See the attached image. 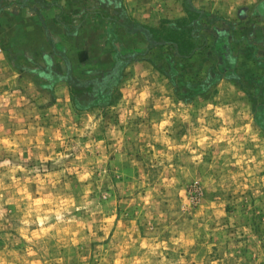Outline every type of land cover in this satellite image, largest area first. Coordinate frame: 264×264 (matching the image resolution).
<instances>
[{
  "label": "clouds",
  "instance_id": "obj_1",
  "mask_svg": "<svg viewBox=\"0 0 264 264\" xmlns=\"http://www.w3.org/2000/svg\"><path fill=\"white\" fill-rule=\"evenodd\" d=\"M117 62L83 97L0 68V264H264V114Z\"/></svg>",
  "mask_w": 264,
  "mask_h": 264
},
{
  "label": "rangeland",
  "instance_id": "obj_2",
  "mask_svg": "<svg viewBox=\"0 0 264 264\" xmlns=\"http://www.w3.org/2000/svg\"><path fill=\"white\" fill-rule=\"evenodd\" d=\"M185 1L49 0L54 4L49 8L38 0H0V68L8 69L6 75L18 72L22 78L39 72L45 78L58 74L66 80L69 66L60 54H67L74 67L73 78L103 81L117 62V50L123 57L144 54L147 43L101 12L159 27L162 20L184 17ZM190 1L232 22L233 30L224 22L215 23L209 30V48L189 61L179 60L171 48L163 47L132 63L150 64L161 77L172 79L184 99L218 85H234L237 94L244 93L241 99L251 105L254 115L264 114V0ZM123 5L126 11H116ZM128 28L134 29L132 25ZM56 49L60 54L52 60L49 53ZM46 55L54 62L52 70Z\"/></svg>",
  "mask_w": 264,
  "mask_h": 264
},
{
  "label": "trees",
  "instance_id": "obj_3",
  "mask_svg": "<svg viewBox=\"0 0 264 264\" xmlns=\"http://www.w3.org/2000/svg\"><path fill=\"white\" fill-rule=\"evenodd\" d=\"M45 7H53L54 4L47 2L48 0H38ZM264 6V4H263ZM126 11L125 6L118 8L116 11ZM185 16L177 20H162L159 27L148 26L136 22L129 16H109L101 14L115 24L122 26L129 35L142 36L147 43V48L144 54L134 53L123 57L120 51L117 50V57L121 60L127 58V61L133 62L139 59L142 55L156 49L169 47L173 50L176 58L179 60L189 61L197 54L207 50L210 45L209 30L215 23L224 22L233 30V23L225 20L220 16H212L204 9L197 8L190 0L184 2ZM133 26L134 29L128 27ZM117 58V59H118ZM119 63L116 62L110 72L119 70ZM73 66L69 65L67 81L73 90L74 95L83 97L97 83L102 82L101 79H83L73 78L71 71Z\"/></svg>",
  "mask_w": 264,
  "mask_h": 264
},
{
  "label": "crops",
  "instance_id": "obj_4",
  "mask_svg": "<svg viewBox=\"0 0 264 264\" xmlns=\"http://www.w3.org/2000/svg\"><path fill=\"white\" fill-rule=\"evenodd\" d=\"M49 1V0H48ZM262 2H264V1H262ZM264 7V6H263ZM220 13H222V12H219V14ZM25 36L26 37H28L29 35H27V33L25 34ZM20 53V52H19ZM32 54H35V53H32ZM49 54H52L51 56H52V60H53V57H55V56H58L59 54H60V51H58V49H56V51L55 50H53L51 53H49ZM60 55H62V57H61V59L63 60L64 58H65V61L67 62V65L69 66V65H72V62L71 61H69L68 59H71V57L70 56H68L67 54H60ZM51 56H49L48 57V55H46V57H45V59L46 60H48V67H50V70H52L53 69V65H54V62H52V60H51ZM33 58V57H32ZM69 68V67H68ZM67 68V69H68ZM17 69V68H16ZM21 69V68H20Z\"/></svg>",
  "mask_w": 264,
  "mask_h": 264
}]
</instances>
